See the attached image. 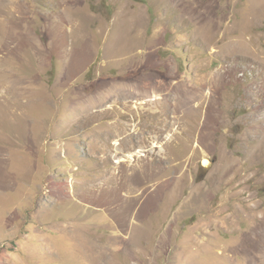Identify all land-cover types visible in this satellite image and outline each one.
Listing matches in <instances>:
<instances>
[{
    "label": "rangeland",
    "instance_id": "rangeland-1",
    "mask_svg": "<svg viewBox=\"0 0 264 264\" xmlns=\"http://www.w3.org/2000/svg\"><path fill=\"white\" fill-rule=\"evenodd\" d=\"M0 264H264V0H10Z\"/></svg>",
    "mask_w": 264,
    "mask_h": 264
},
{
    "label": "bare ground",
    "instance_id": "bare-ground-1",
    "mask_svg": "<svg viewBox=\"0 0 264 264\" xmlns=\"http://www.w3.org/2000/svg\"><path fill=\"white\" fill-rule=\"evenodd\" d=\"M10 0H0V15L4 12V6L8 7Z\"/></svg>",
    "mask_w": 264,
    "mask_h": 264
}]
</instances>
